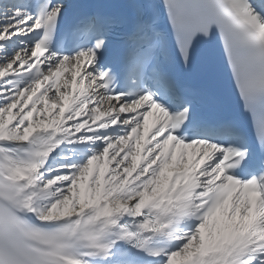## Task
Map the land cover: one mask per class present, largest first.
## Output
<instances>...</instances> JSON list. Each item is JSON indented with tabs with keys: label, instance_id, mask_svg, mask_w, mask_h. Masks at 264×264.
I'll use <instances>...</instances> for the list:
<instances>
[{
	"label": "snow or ice",
	"instance_id": "6c2138e0",
	"mask_svg": "<svg viewBox=\"0 0 264 264\" xmlns=\"http://www.w3.org/2000/svg\"><path fill=\"white\" fill-rule=\"evenodd\" d=\"M0 264H264V0H0Z\"/></svg>",
	"mask_w": 264,
	"mask_h": 264
}]
</instances>
